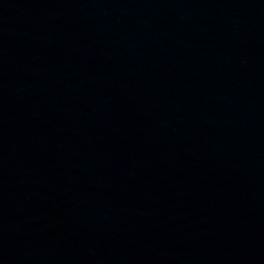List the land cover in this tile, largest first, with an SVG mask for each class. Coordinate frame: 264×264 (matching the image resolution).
Listing matches in <instances>:
<instances>
[{
    "label": "water",
    "instance_id": "water-1",
    "mask_svg": "<svg viewBox=\"0 0 264 264\" xmlns=\"http://www.w3.org/2000/svg\"><path fill=\"white\" fill-rule=\"evenodd\" d=\"M0 264H264V0H0Z\"/></svg>",
    "mask_w": 264,
    "mask_h": 264
}]
</instances>
